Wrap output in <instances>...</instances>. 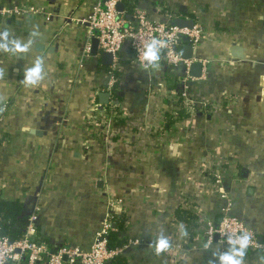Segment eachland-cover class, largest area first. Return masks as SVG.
Instances as JSON below:
<instances>
[{
  "label": "crops",
  "instance_id": "crops-1",
  "mask_svg": "<svg viewBox=\"0 0 264 264\" xmlns=\"http://www.w3.org/2000/svg\"><path fill=\"white\" fill-rule=\"evenodd\" d=\"M96 1L0 0V6L36 9L0 16V31H8L0 44L10 51L12 41L27 46L16 54L0 51V101L9 105L0 122V193L36 202L38 233L51 246L87 248L107 216L114 223L123 213L120 237L140 241L120 255L125 264H221L220 256L240 250L217 234L208 245L202 237L187 241L184 225L173 220L182 203L215 222L228 211L262 246L264 0L120 2L125 12L137 5L169 21L192 18L203 25L191 57L205 62V77L190 83L188 105L181 65L168 80L163 62L139 67L125 44L110 65L99 50L82 56L87 31L81 19ZM234 47L241 56L233 55ZM37 60L40 73L25 86V70ZM110 71L116 78L111 93L103 89ZM100 91L110 95L100 104L119 116L99 128L92 102H99ZM177 109L187 115L168 126L165 111ZM214 152L225 158L222 187L229 201L214 186ZM161 238L169 247L157 254ZM243 251V264H264L261 249Z\"/></svg>",
  "mask_w": 264,
  "mask_h": 264
},
{
  "label": "built area",
  "instance_id": "built-area-1",
  "mask_svg": "<svg viewBox=\"0 0 264 264\" xmlns=\"http://www.w3.org/2000/svg\"><path fill=\"white\" fill-rule=\"evenodd\" d=\"M122 1L97 0L90 13L81 19L87 31V37L82 47V56L85 58L91 56L90 35L92 33L97 39L98 50L111 53L114 62L125 44L128 47L129 60L139 67L145 68L148 64L145 53L151 47L156 57L151 60L156 64L163 62L173 69L179 65L183 67L182 100L185 101V105L193 102L189 96V85L194 81H200L199 79H203L205 75L204 72L199 77L189 74L193 59L182 56L181 46L190 44L194 48L199 43L204 35L201 22L196 19L190 27L174 25L168 18L150 14L137 5L131 6L125 12L117 8V4ZM28 12H36L35 7L32 5L0 6L1 17L22 15ZM199 62L201 63V61ZM202 63L205 64V62ZM109 75V80L103 89L111 93L116 78L111 71ZM175 93L173 91V94ZM8 106L7 102L0 101V122H2ZM92 108L95 112L94 119H98L96 124L99 128L101 125L111 123L113 117L119 116L116 110L107 111L94 100ZM209 161L214 186L218 188L219 196L225 201H229V195L222 187L225 158L214 152L209 156ZM31 208L22 237L9 240L5 236H0V264H108L116 256L121 255L129 245L135 246L140 243L138 239H133L121 246H111L108 236L112 229L113 219L111 216H107L87 248L65 244L51 246L38 233L36 221L39 207L36 202ZM227 209L224 208L226 211ZM195 215L197 223L195 237H202L206 245L209 244L213 235L217 234L225 244L240 249L239 243L234 241L240 236L247 235L249 242L245 248L257 249L260 247L255 233L237 217L230 215L228 211L217 222L211 216H201L198 213Z\"/></svg>",
  "mask_w": 264,
  "mask_h": 264
},
{
  "label": "trees",
  "instance_id": "trees-1",
  "mask_svg": "<svg viewBox=\"0 0 264 264\" xmlns=\"http://www.w3.org/2000/svg\"><path fill=\"white\" fill-rule=\"evenodd\" d=\"M132 6V5H131ZM130 6V7H131ZM129 7V8H130ZM165 64V73L164 77L168 78V80H171L175 75L173 68H171L170 65ZM110 70L113 73H116V76H118L117 68H111ZM173 87V85H171ZM114 96H116V93H114ZM183 111V109H177L174 111H165L164 117L166 120V124L169 126L174 121H177L179 119L184 118L187 114ZM116 117H113L112 121ZM96 121L98 119H95ZM111 121V122H112ZM34 202L32 201H24L22 199H19L17 197L14 198H5L0 193V236H5L9 240H15L24 234L25 226L27 223L28 215L32 210V205ZM185 203H182L178 205L174 212V221H179L184 225V230L186 235H184V238L187 239V241L191 242L195 233V228L197 226L196 223V215L195 213L190 209L185 207ZM123 213H118L114 215V223L112 225V229L109 232V244L111 246H120L122 245L126 240L121 238L118 231H120L122 228L121 221H119V218L121 219ZM119 228V229H118ZM264 240V239H263ZM263 245L260 246L258 249H261L264 253V241H262ZM245 249V248H244ZM251 248H248V250ZM252 250V249H251ZM124 255V254H123ZM123 255L116 256L114 259L108 262V264H125ZM179 264V262L177 263Z\"/></svg>",
  "mask_w": 264,
  "mask_h": 264
},
{
  "label": "clouds",
  "instance_id": "clouds-1",
  "mask_svg": "<svg viewBox=\"0 0 264 264\" xmlns=\"http://www.w3.org/2000/svg\"><path fill=\"white\" fill-rule=\"evenodd\" d=\"M7 36H8L7 30L0 31V39L6 38ZM153 42L155 43V41H153ZM11 43H12L11 51L8 49L6 44H0V51H4V52L10 51V52L16 54V53H20V52H25L27 50V46L21 44L18 40L12 41ZM145 55L149 59H156V57L154 56V54L151 50V47H149V49L145 53ZM39 73H40V67H39V61L37 60V62L35 64H33V66L31 68H27L25 70L24 80L22 81L23 84L25 86L34 85ZM234 242L239 243V245H240V250H237L233 253V255H235L238 258L234 259L233 255H222L219 258L221 264H243V257H244L243 249L245 248V246L249 242L248 236L247 235L240 236ZM168 247H169V243H168L167 239L161 238V239H158L156 242L155 251L157 254H159L161 251L166 250Z\"/></svg>",
  "mask_w": 264,
  "mask_h": 264
},
{
  "label": "water",
  "instance_id": "water-1",
  "mask_svg": "<svg viewBox=\"0 0 264 264\" xmlns=\"http://www.w3.org/2000/svg\"><path fill=\"white\" fill-rule=\"evenodd\" d=\"M122 3L117 4V8L120 10L122 7ZM171 24L178 25V26H188L190 27L193 23V19H184L182 17H173V19L170 20ZM233 50V55L235 56H241L240 54V48L239 47H234ZM91 53L97 54L98 53V48H97V39L93 38L91 41ZM181 54L185 58H190L192 56V46L190 44H182L181 46ZM100 58L101 61L106 64L110 65L112 61V55L109 52H101L100 53ZM152 60L147 58L146 62L149 63ZM201 72V63L198 60H195L191 63L190 68H189V74L193 77H198ZM99 103L101 104H107L110 98V95L108 92L100 91L97 93ZM32 133H37L39 134V131H35L31 129ZM258 240V238H257Z\"/></svg>",
  "mask_w": 264,
  "mask_h": 264
}]
</instances>
